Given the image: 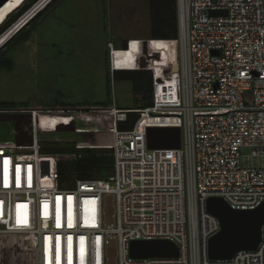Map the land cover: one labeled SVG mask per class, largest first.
Masks as SVG:
<instances>
[{
  "label": "built area",
  "instance_id": "2783aa9c",
  "mask_svg": "<svg viewBox=\"0 0 264 264\" xmlns=\"http://www.w3.org/2000/svg\"><path fill=\"white\" fill-rule=\"evenodd\" d=\"M211 10L225 14L210 15ZM177 19V38L163 39L173 42L175 52L157 69L146 67V57L155 55L149 40L141 38L146 62L132 70L151 74L149 106L120 108L113 98L108 107H0V115L28 116L14 129L20 142L0 143V254L6 259L109 264L108 244L114 239L116 264H264V223L255 250L210 260L207 242L219 222L206 210L211 196L223 198L233 209H253L264 202V167L249 168L240 161L244 148L252 156H264V0H177ZM107 46L113 88L114 72L130 69L117 66L116 49L112 42ZM170 65L176 69L167 73ZM166 79L176 86L168 89ZM89 111L111 114L112 170L104 178L60 185L56 160L55 185L43 187L39 134L45 130L40 116L71 117L73 130L74 114L89 121ZM131 112L136 114L132 126L120 128ZM148 127H179L180 146L149 149ZM107 195L114 198L113 222L105 218ZM8 237L17 241L5 244ZM151 239L172 241L178 256H129L130 241Z\"/></svg>",
  "mask_w": 264,
  "mask_h": 264
},
{
  "label": "rangeland",
  "instance_id": "374dc122",
  "mask_svg": "<svg viewBox=\"0 0 264 264\" xmlns=\"http://www.w3.org/2000/svg\"><path fill=\"white\" fill-rule=\"evenodd\" d=\"M12 1L8 0L1 5L0 24L3 17L7 18L18 8L12 6H18L24 0ZM19 23L0 35V44ZM149 25L145 0H56L23 30L22 35L10 41L0 52V60L8 58L11 61L10 68L0 67V103H13L0 107L40 106L53 104L55 100L62 102H58L62 106L90 107L93 102L105 101L107 40H112L115 48H120L124 45L119 43L120 39H146ZM158 47L159 41L149 40L148 48L151 52ZM174 52L172 48V54ZM116 62L120 66L118 59ZM146 96V104L150 105L151 91H133L127 80L116 79L111 87L110 97L115 99L119 107L144 106ZM88 113L91 116L89 121L84 116L79 118L78 114H74L73 130L44 131L39 134L43 187L55 185L56 160L70 163L66 156L74 157L78 153L85 155V149L92 152L111 151V114L101 111ZM14 142V122L0 121V143ZM241 153L242 166L264 167V156H252L247 148L242 149ZM104 211L106 220L113 222L115 205L111 195L105 196ZM12 240L17 241L8 237L4 243ZM108 249L109 264H116L117 246L114 239L109 241ZM19 258L15 256L14 260L10 257L6 259L4 253L0 254V262L3 264L18 263Z\"/></svg>",
  "mask_w": 264,
  "mask_h": 264
},
{
  "label": "trees",
  "instance_id": "16d2710c",
  "mask_svg": "<svg viewBox=\"0 0 264 264\" xmlns=\"http://www.w3.org/2000/svg\"><path fill=\"white\" fill-rule=\"evenodd\" d=\"M36 0H27L25 3H19V5L14 7H19L18 9L13 12V14L9 15L8 19L3 17L0 24V31L4 30L7 26H9L21 13H23L32 3H34ZM56 0H50L48 3H46L42 8L40 12H38L28 23L25 25L22 29H20L13 38H11L4 47L10 41H12L14 38L22 35L24 33L23 30H25L28 25L36 18L38 17L49 5L54 3ZM147 3L148 13H149V33L148 38L150 39H156L159 41V47L156 48L153 52L155 53H163V54H172V45L173 42L166 41L163 39H174L178 36V19H177V0H145ZM13 7V8H14ZM32 8V7H31ZM7 19V20H6ZM6 20V21H5ZM5 21V22H4ZM4 33V32H3ZM6 40V39H5ZM4 40V41H5ZM3 41V42H4ZM2 42V43H3ZM1 45V44H0ZM130 48L126 50H119L116 54V61L118 59V62L120 66H123L121 68H129V65H123L128 62H132L133 60V53L135 50V44L130 43ZM3 47V48H4ZM122 48L126 47L125 43ZM0 49V52L3 50ZM166 55H163L161 58L164 61ZM109 59V55H108ZM158 59V58H156ZM163 63V62H162ZM117 64V62H116ZM108 70L106 69V100L105 101H98L93 102L91 104L92 106H107L112 102L111 95V80H110V74H109V65ZM0 67H11V61L8 58L0 60ZM135 69V67H133ZM116 79L121 80H127L130 82L131 87L133 91L136 92H144L151 91V74L147 70H119L114 72L113 75V83ZM172 85H175V82H172ZM176 86V85H175ZM58 103H62L58 100H56ZM147 102V96L143 100L144 106L141 107H120V108H129V109H137V108H144L146 106H149L146 104ZM13 105L12 102H1L0 105ZM119 107V106H118ZM136 114L131 112L128 114V119L126 122L121 123L119 125L120 128L126 129L130 128L135 121ZM58 120L62 124L58 125L59 130H69V122L72 120L71 117L67 116H40L39 118V124L40 128L44 127L47 132H57L55 127H57ZM57 122V123H56ZM61 127L63 129H61ZM42 149V148H41ZM87 154H80L79 157H76L73 160H67L70 161V163H64L62 161L57 162V178L58 183L60 185H69L74 182L75 179H82V178H88V177H95V178H104L106 177L110 171L112 170V162L113 158L110 154V151L102 152H92L90 150L85 149ZM57 153H65L62 151H58ZM66 162V160H65Z\"/></svg>",
  "mask_w": 264,
  "mask_h": 264
},
{
  "label": "water",
  "instance_id": "95a60500",
  "mask_svg": "<svg viewBox=\"0 0 264 264\" xmlns=\"http://www.w3.org/2000/svg\"><path fill=\"white\" fill-rule=\"evenodd\" d=\"M6 1L7 0H0V7ZM37 13H35V15ZM209 14L222 15L225 14V12L211 10ZM35 15H33L32 18ZM31 19L25 21L1 43L0 49H2L20 29L27 25ZM3 32L4 31L0 34ZM175 69L176 65H170V68L166 72L168 73ZM25 117L27 118L28 116L22 114L0 115V121H12L14 122V129L19 130L20 121ZM71 123L72 120L68 124L69 127ZM60 124H62V121L60 122L58 120L57 127H55L54 130L58 131V125ZM45 125H47V123H45ZM45 125L42 128L47 130ZM61 129L63 128L61 127ZM15 139L17 142L22 140L20 134H16ZM146 139L149 149L178 148L180 146V128L148 127L146 130ZM29 140V138L26 139V141ZM206 210L214 215L219 222L218 232L211 236L207 242V254L210 260H229L239 251L255 250L257 248L261 237V227L264 223V202L253 209H233L223 198L211 196L206 199ZM178 252V247L167 239L132 240L128 243L129 256L137 259L177 257Z\"/></svg>",
  "mask_w": 264,
  "mask_h": 264
},
{
  "label": "bare ground",
  "instance_id": "6f19581e",
  "mask_svg": "<svg viewBox=\"0 0 264 264\" xmlns=\"http://www.w3.org/2000/svg\"><path fill=\"white\" fill-rule=\"evenodd\" d=\"M8 1V0H7ZM14 1V0H13ZM12 1V2H13ZM50 0H39V2H36L37 3V5H35L34 4V6L30 9V11L25 15V16H23L19 21H20V23H19V25L18 26H16V27H14V29H13V32L18 28V27H20L25 21H27V19H28V17H30L32 14H34L36 11H37V9H40V8H42L46 3H48ZM12 2L7 6V7H9L11 4H12ZM6 7V8H7ZM12 7H14V6H12ZM5 8V9H6ZM4 9V10H5ZM3 10V11H4ZM2 11V12H3ZM1 12V13H2ZM17 23H15V24H13L12 26H14V25H16ZM12 26L9 28V29H7L5 32H7V31H9L11 28H12ZM12 32V33H13ZM12 33H9L10 35L12 34ZM8 34V33H7ZM148 40H150L149 38H147ZM132 42V44H135L136 46L134 47L135 48V50H134V53H133V60H132V62H128V63H125V64H123V65H129L128 67H134L135 66V69H138V68H141L142 67V65H144V63L146 62V59H147V62H146V67L147 68H154V69H157L156 68V66H158L159 64H161V65H163L164 63H166L167 62V60H171L172 59V54H163V53H155V52H151V50H149L150 52H151V54H154L155 55V58H152V59H149V58H147L146 57V59L144 60V56H145V54H144V50H142V48H144L143 47V43H142V40L141 39H134V40H132V41H129L128 42V46L126 47V48H122V47H120V48H115L116 50H115V53H114V62H115V64H116V53L118 52V50L120 49V50H128L129 48H130V43ZM172 48H174V46L172 47ZM163 55H166V57H165V59H164V61L162 60V56ZM156 58H158V59H156ZM144 60V61H143ZM163 62V63H162ZM118 66V65H117ZM127 69H129V68H127ZM133 68H131L130 70H132ZM171 85H172V82L171 83H169L168 82V80L166 79V82H165V84H164V86H166L168 89H170L171 88ZM92 220H94V217L92 216ZM84 222H85V219H84ZM67 248H69V247H67ZM70 249V248H69ZM84 253H82V255H83ZM83 257V256H82ZM81 257V258H82ZM13 264H20V263H13ZM80 264H83V260H80Z\"/></svg>",
  "mask_w": 264,
  "mask_h": 264
},
{
  "label": "crops",
  "instance_id": "0c3cea01",
  "mask_svg": "<svg viewBox=\"0 0 264 264\" xmlns=\"http://www.w3.org/2000/svg\"><path fill=\"white\" fill-rule=\"evenodd\" d=\"M129 38H132V37H126L125 39H122V40L120 39L119 43H125L126 40H129ZM132 40H134V39H130V41H132ZM108 42H112V44H113V46H114V42H113L112 40H109V39H108L107 42H106V44H105V45H106V49H107L106 52H105V54L109 53V51H108V46H107V43H108ZM114 47H115V46H114ZM105 56H106V55H105ZM54 103H57L56 100L54 101ZM58 131H60V130H58Z\"/></svg>",
  "mask_w": 264,
  "mask_h": 264
},
{
  "label": "clouds",
  "instance_id": "9594fccd",
  "mask_svg": "<svg viewBox=\"0 0 264 264\" xmlns=\"http://www.w3.org/2000/svg\"><path fill=\"white\" fill-rule=\"evenodd\" d=\"M19 7H20V6H19ZM19 7H18V8H19ZM18 8H17V9H18ZM41 9H43V8H41ZM15 10H16V9H15ZM21 14H22V13H21ZM21 14H20V15H21ZM8 17H9V16H8ZM8 17H7V18H8ZM6 20H7V19H6ZM6 20H5V21H6ZM5 21H4V22H5ZM9 26H10V25H9ZM9 26H8V27H9ZM8 27H6V28H5L4 30H2V31L5 32V31L8 29ZM2 31H0V33H1ZM0 35H1V34H0Z\"/></svg>",
  "mask_w": 264,
  "mask_h": 264
},
{
  "label": "snow or ice",
  "instance_id": "6c2138e0",
  "mask_svg": "<svg viewBox=\"0 0 264 264\" xmlns=\"http://www.w3.org/2000/svg\"><path fill=\"white\" fill-rule=\"evenodd\" d=\"M7 163V162H6ZM69 200H71V197H69ZM59 226V225H58Z\"/></svg>",
  "mask_w": 264,
  "mask_h": 264
},
{
  "label": "flooded vegetation",
  "instance_id": "af4514ba",
  "mask_svg": "<svg viewBox=\"0 0 264 264\" xmlns=\"http://www.w3.org/2000/svg\"><path fill=\"white\" fill-rule=\"evenodd\" d=\"M53 104H55V103H53Z\"/></svg>",
  "mask_w": 264,
  "mask_h": 264
}]
</instances>
